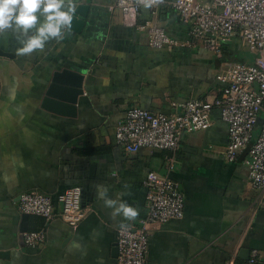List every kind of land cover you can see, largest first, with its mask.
Listing matches in <instances>:
<instances>
[{"label":"crops","instance_id":"crops-1","mask_svg":"<svg viewBox=\"0 0 264 264\" xmlns=\"http://www.w3.org/2000/svg\"><path fill=\"white\" fill-rule=\"evenodd\" d=\"M116 2L75 0L76 9L84 7L82 23L30 54L17 51L30 32L0 33V264H116L117 229L147 214L144 181L151 172L180 183L185 213L153 226L147 264L249 262L253 249L264 253V211L250 182L249 148L236 162L226 160L228 126L219 108L209 128L183 133L177 153L148 147L127 153L115 133L131 106L172 114L190 99L219 95L224 63H251L254 54L238 37L214 52L170 5L158 19L175 44L154 48L148 32L123 22ZM152 17L143 7L140 20ZM65 68L84 75L76 116L42 106L54 73ZM263 118L264 111L254 139ZM72 186L81 187L87 216L77 226L59 215L47 224L30 216L29 229L44 227L46 242L25 247L21 195H57ZM106 199L116 204L107 207ZM121 202L138 216H114Z\"/></svg>","mask_w":264,"mask_h":264},{"label":"built area","instance_id":"built-area-1","mask_svg":"<svg viewBox=\"0 0 264 264\" xmlns=\"http://www.w3.org/2000/svg\"><path fill=\"white\" fill-rule=\"evenodd\" d=\"M170 5L191 26V35L218 54L234 37L254 54L253 62L227 61L217 79L220 93L212 98L190 99L172 114L154 113L139 106L128 108L116 127L115 140L127 153L144 147L177 153L184 132L207 129L212 124V110L219 108L228 126L229 142L225 157L236 162L249 148L247 164L250 182L258 191L257 204L264 211V0H117L123 22L149 34L150 46L162 48L175 44L158 19L162 6ZM153 17L141 21L142 8ZM171 164L175 158H170ZM147 188L148 212L137 225H120L117 229L118 260L116 264H147L149 241L155 224L181 219L185 213V196L180 183L167 175L151 172ZM19 210L43 218L45 224L58 215L69 225L77 226L88 214L82 205V189L72 186L57 195L28 191L21 195ZM46 242L45 228L23 233L25 247ZM250 264H264V253L251 251ZM230 264H236L231 261Z\"/></svg>","mask_w":264,"mask_h":264},{"label":"clouds","instance_id":"clouds-1","mask_svg":"<svg viewBox=\"0 0 264 264\" xmlns=\"http://www.w3.org/2000/svg\"><path fill=\"white\" fill-rule=\"evenodd\" d=\"M76 14L75 0H0V33L15 27L27 35L17 49L18 54H30L43 50L53 40H63L71 30ZM103 195V193H101ZM107 207L116 204L113 199L104 201ZM122 213L132 220L138 216V209L121 202L113 215Z\"/></svg>","mask_w":264,"mask_h":264},{"label":"water","instance_id":"water-1","mask_svg":"<svg viewBox=\"0 0 264 264\" xmlns=\"http://www.w3.org/2000/svg\"><path fill=\"white\" fill-rule=\"evenodd\" d=\"M84 13V7H78L73 19V23L81 24V16ZM84 75L71 69H62L56 71L52 81L44 96L42 106L48 110L59 114L69 116L77 115V102L81 94H83ZM63 84L69 85V89H65ZM30 215L23 214L22 230H29Z\"/></svg>","mask_w":264,"mask_h":264},{"label":"rangeland","instance_id":"rangeland-1","mask_svg":"<svg viewBox=\"0 0 264 264\" xmlns=\"http://www.w3.org/2000/svg\"><path fill=\"white\" fill-rule=\"evenodd\" d=\"M243 50H244V52H245V51H248V52L250 53V51H249L246 47H244ZM239 56H240V55L238 54V55L235 56V58H236V59H239V58H240Z\"/></svg>","mask_w":264,"mask_h":264},{"label":"trees","instance_id":"trees-1","mask_svg":"<svg viewBox=\"0 0 264 264\" xmlns=\"http://www.w3.org/2000/svg\"><path fill=\"white\" fill-rule=\"evenodd\" d=\"M43 223V222H42ZM41 224H39L38 226H36V227H39ZM240 264H241V262H240ZM243 264H250V262H246V263H243ZM256 264H261V262H258V263H256Z\"/></svg>","mask_w":264,"mask_h":264}]
</instances>
